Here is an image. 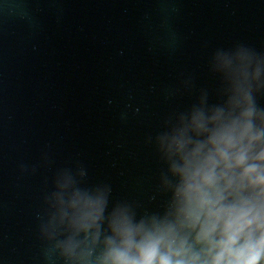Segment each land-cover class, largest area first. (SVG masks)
<instances>
[{
  "label": "water",
  "instance_id": "water-1",
  "mask_svg": "<svg viewBox=\"0 0 264 264\" xmlns=\"http://www.w3.org/2000/svg\"><path fill=\"white\" fill-rule=\"evenodd\" d=\"M238 47L264 55V0H0V264H50L63 170L162 210L154 137L201 89L220 102L209 64Z\"/></svg>",
  "mask_w": 264,
  "mask_h": 264
},
{
  "label": "clouds",
  "instance_id": "clouds-1",
  "mask_svg": "<svg viewBox=\"0 0 264 264\" xmlns=\"http://www.w3.org/2000/svg\"><path fill=\"white\" fill-rule=\"evenodd\" d=\"M209 71L220 102L201 89L154 137L162 210L63 170L39 226L50 264H264V55L217 52Z\"/></svg>",
  "mask_w": 264,
  "mask_h": 264
}]
</instances>
